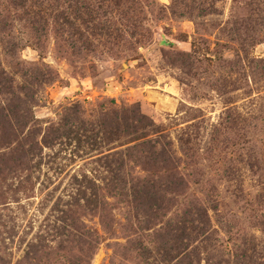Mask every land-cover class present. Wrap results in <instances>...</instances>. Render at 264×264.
Instances as JSON below:
<instances>
[{
	"label": "rangeland",
	"instance_id": "obj_1",
	"mask_svg": "<svg viewBox=\"0 0 264 264\" xmlns=\"http://www.w3.org/2000/svg\"><path fill=\"white\" fill-rule=\"evenodd\" d=\"M0 264H264V0H0Z\"/></svg>",
	"mask_w": 264,
	"mask_h": 264
},
{
	"label": "trees",
	"instance_id": "obj_2",
	"mask_svg": "<svg viewBox=\"0 0 264 264\" xmlns=\"http://www.w3.org/2000/svg\"><path fill=\"white\" fill-rule=\"evenodd\" d=\"M15 112H16V113H14L15 116H21L22 115V118L25 119L27 122H29L31 120V117L29 116L30 109H27V110H24V111L23 110H15ZM6 137H9V136H6ZM11 137H13V135ZM14 158H16V157L14 156ZM13 161H17L18 162V158L13 160Z\"/></svg>",
	"mask_w": 264,
	"mask_h": 264
}]
</instances>
